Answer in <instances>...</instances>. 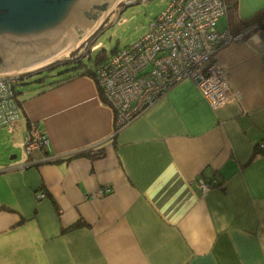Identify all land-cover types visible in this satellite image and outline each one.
I'll list each match as a JSON object with an SVG mask.
<instances>
[{
	"label": "crops",
	"instance_id": "obj_1",
	"mask_svg": "<svg viewBox=\"0 0 264 264\" xmlns=\"http://www.w3.org/2000/svg\"><path fill=\"white\" fill-rule=\"evenodd\" d=\"M262 9L239 0L244 19ZM218 61L239 100L214 109L183 80L117 134L94 77L22 84V117L0 129V264H264V28ZM32 122L49 144L27 155Z\"/></svg>",
	"mask_w": 264,
	"mask_h": 264
},
{
	"label": "built area",
	"instance_id": "obj_2",
	"mask_svg": "<svg viewBox=\"0 0 264 264\" xmlns=\"http://www.w3.org/2000/svg\"><path fill=\"white\" fill-rule=\"evenodd\" d=\"M227 11L224 0H168L144 36L118 48L98 65L97 83L114 111L115 126L126 125L168 89L187 79L198 85L214 109L240 99L218 54L225 46L243 40L255 27L238 33L229 27L221 29L219 22ZM23 73H0V129H11L22 117L19 87ZM48 144L46 133L30 123L25 153L31 155ZM260 146L264 147V142ZM198 185L204 192L211 187L205 180ZM44 195L39 193L38 197Z\"/></svg>",
	"mask_w": 264,
	"mask_h": 264
},
{
	"label": "water",
	"instance_id": "obj_3",
	"mask_svg": "<svg viewBox=\"0 0 264 264\" xmlns=\"http://www.w3.org/2000/svg\"><path fill=\"white\" fill-rule=\"evenodd\" d=\"M118 1L0 0V73L32 70L74 51Z\"/></svg>",
	"mask_w": 264,
	"mask_h": 264
},
{
	"label": "trees",
	"instance_id": "obj_4",
	"mask_svg": "<svg viewBox=\"0 0 264 264\" xmlns=\"http://www.w3.org/2000/svg\"><path fill=\"white\" fill-rule=\"evenodd\" d=\"M228 11V27L234 33H238L248 27L254 26V29L264 28V9L257 11L253 16L244 19L239 14V0H224ZM100 33V32H99ZM97 33L94 37H90L92 41H97V37L99 35ZM117 48L112 49L110 52L106 50V48H99V50L95 53H86L82 55H78L77 53H73L70 57H63L57 59L54 62L49 63L42 69H36L32 72H25L21 75V83L25 84L29 81H43L46 78L50 80L52 78H58L52 81L50 84H60L62 82L69 81L73 78L82 75L92 76L96 79V68L98 65L104 61L105 59L109 58L113 53H115ZM47 75V76H46ZM97 81V79H96ZM100 93L102 98L104 99V95L99 87ZM20 92V91H19ZM120 130L119 127L114 128V134H117ZM115 137V136H114ZM264 142V141H262ZM261 143L256 144L255 146V154L256 153H264V147L260 146ZM86 155L91 156L93 158H101L104 155V148L99 149L96 153H93L91 150L85 152ZM217 183H212L213 178L208 180L211 184V187H222L223 184L218 181V178H215ZM87 222L79 218L77 221L72 223L67 227L62 228V232L71 231L74 229H78L86 225Z\"/></svg>",
	"mask_w": 264,
	"mask_h": 264
},
{
	"label": "rangeland",
	"instance_id": "obj_5",
	"mask_svg": "<svg viewBox=\"0 0 264 264\" xmlns=\"http://www.w3.org/2000/svg\"><path fill=\"white\" fill-rule=\"evenodd\" d=\"M167 2L168 0H119L99 22L95 33L90 36L92 38L100 32L97 41L94 42L89 37L74 51H68L60 58L70 57L73 53L78 55L95 53L101 47L110 52L114 48H122L135 42L147 33L150 22L165 8ZM45 66L46 64L32 70H25L24 73L42 69ZM34 84L37 83L33 82L22 87Z\"/></svg>",
	"mask_w": 264,
	"mask_h": 264
},
{
	"label": "bare ground",
	"instance_id": "obj_6",
	"mask_svg": "<svg viewBox=\"0 0 264 264\" xmlns=\"http://www.w3.org/2000/svg\"><path fill=\"white\" fill-rule=\"evenodd\" d=\"M68 52V51H67ZM66 53V52H65ZM64 54V53H63ZM62 55V54H61Z\"/></svg>",
	"mask_w": 264,
	"mask_h": 264
}]
</instances>
